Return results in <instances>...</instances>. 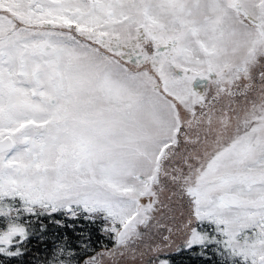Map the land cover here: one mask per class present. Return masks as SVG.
<instances>
[{
  "label": "snow or ice",
  "instance_id": "snow-or-ice-1",
  "mask_svg": "<svg viewBox=\"0 0 264 264\" xmlns=\"http://www.w3.org/2000/svg\"><path fill=\"white\" fill-rule=\"evenodd\" d=\"M183 253L264 264V0H0V264Z\"/></svg>",
  "mask_w": 264,
  "mask_h": 264
},
{
  "label": "trees",
  "instance_id": "trees-1",
  "mask_svg": "<svg viewBox=\"0 0 264 264\" xmlns=\"http://www.w3.org/2000/svg\"><path fill=\"white\" fill-rule=\"evenodd\" d=\"M30 248L31 252L28 258H31L33 254H37L40 257L43 256V245L39 244L37 240L33 239ZM173 259L175 261V264H214L215 262V257H213L212 260H204L201 257H194L188 253H183L182 255L175 256Z\"/></svg>",
  "mask_w": 264,
  "mask_h": 264
}]
</instances>
